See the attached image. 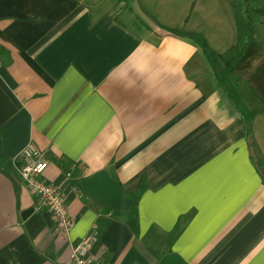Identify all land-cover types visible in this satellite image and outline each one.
Returning a JSON list of instances; mask_svg holds the SVG:
<instances>
[{
	"label": "crops",
	"instance_id": "1",
	"mask_svg": "<svg viewBox=\"0 0 264 264\" xmlns=\"http://www.w3.org/2000/svg\"><path fill=\"white\" fill-rule=\"evenodd\" d=\"M200 3L0 0V264H66L93 230L100 264H264V21L214 66L236 22ZM30 144L68 239L20 176Z\"/></svg>",
	"mask_w": 264,
	"mask_h": 264
},
{
	"label": "built area",
	"instance_id": "2",
	"mask_svg": "<svg viewBox=\"0 0 264 264\" xmlns=\"http://www.w3.org/2000/svg\"><path fill=\"white\" fill-rule=\"evenodd\" d=\"M1 66V60H0ZM21 178L29 187L30 192L37 197L39 205L46 207L54 217L57 233L61 239L70 238L75 220L69 212L68 202L62 185L50 181L45 173L50 162L40 155L33 144H30L18 156ZM99 238L95 230L72 247L66 264H100L93 252V246Z\"/></svg>",
	"mask_w": 264,
	"mask_h": 264
},
{
	"label": "trees",
	"instance_id": "3",
	"mask_svg": "<svg viewBox=\"0 0 264 264\" xmlns=\"http://www.w3.org/2000/svg\"><path fill=\"white\" fill-rule=\"evenodd\" d=\"M233 8L237 27V42L228 51L221 54L226 69L235 66L243 59L255 40L257 22L264 21V0H233ZM262 45H264V42H262ZM246 133L252 150L254 141L252 135L249 134L248 127ZM253 162L264 183V161L253 156ZM143 188L144 186H141L136 193L129 195L133 201V213L136 212L137 201L142 195Z\"/></svg>",
	"mask_w": 264,
	"mask_h": 264
},
{
	"label": "rangeland",
	"instance_id": "4",
	"mask_svg": "<svg viewBox=\"0 0 264 264\" xmlns=\"http://www.w3.org/2000/svg\"><path fill=\"white\" fill-rule=\"evenodd\" d=\"M173 1L175 3L181 4L182 11L184 13L186 11V9H187V6H189V3L192 2L193 0H173ZM198 1H201V3L199 4V6H204V0H198ZM205 1H208V2H210L212 4H214L215 7H217L220 10V12H221V10H223V13L221 12L223 16L224 15L227 16L228 15V12L230 13V11H231L233 17L235 18L234 8H233V0H205ZM261 22L262 21L257 22L256 25L260 24ZM236 29H237V27H236ZM260 39H261V34L259 32V34L257 36V39H256V42L253 45V50L256 49V48H259V46H260L259 40ZM236 42H237V40H236ZM219 56H220V58L222 60V63H221V61L216 60V63H214V66H220L221 67V64H223V65L225 64V61L221 57V54ZM251 94H255V92L254 91H251ZM260 101L263 104H261L259 107H257L256 103L258 102V99L256 98V96H255L254 99L253 98H250L249 103L252 106L249 109H260V110H263L264 109V101L263 100H259V103H260ZM240 109L243 110L244 108H240ZM36 149L39 151L40 155L44 157L43 153L38 148H36ZM19 173H20V170H19ZM20 176H21V173H20Z\"/></svg>",
	"mask_w": 264,
	"mask_h": 264
},
{
	"label": "water",
	"instance_id": "5",
	"mask_svg": "<svg viewBox=\"0 0 264 264\" xmlns=\"http://www.w3.org/2000/svg\"><path fill=\"white\" fill-rule=\"evenodd\" d=\"M34 209H35L34 207H31V208L25 210V211L23 212V216H24V217H27L28 215H30V214L34 211Z\"/></svg>",
	"mask_w": 264,
	"mask_h": 264
}]
</instances>
